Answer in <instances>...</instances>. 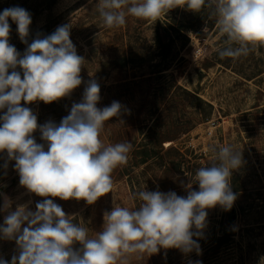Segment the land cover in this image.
<instances>
[{"label": "rangeland", "instance_id": "374dc122", "mask_svg": "<svg viewBox=\"0 0 264 264\" xmlns=\"http://www.w3.org/2000/svg\"><path fill=\"white\" fill-rule=\"evenodd\" d=\"M97 3L0 0V13L19 6L31 14L29 44L38 34L50 35L69 24L70 39L84 57L82 84L70 97L50 104L21 102L37 115L38 124L49 120L59 124L71 105L82 100L87 82L95 79L101 97L97 107L113 101L122 105L119 117L105 121L100 139L105 144L133 146L127 163L112 173L113 193L92 205L74 199L54 198V202L94 236L102 231L103 213L113 207V194L117 203L132 210L141 203L135 194L144 188L186 196L189 185L199 190L194 183L196 170L211 166L209 146L232 145L243 157L231 177L237 199L228 211L220 206L208 210L197 241L200 254L162 248L152 255H133L128 264H264V47L246 57L221 59L218 50L225 46L226 37L207 0L198 12L177 7L154 21L129 15L118 28L103 24ZM9 24V43L23 55L27 45L21 42L17 25L11 19ZM159 33L166 36L162 45ZM33 135L37 143H45L39 131ZM144 148L157 154L144 160ZM14 164L0 153V207L7 200L8 211L18 205L35 211L43 198L20 186ZM5 215L7 211H0V225ZM13 255H18L15 241L0 239V258L11 261Z\"/></svg>", "mask_w": 264, "mask_h": 264}, {"label": "clouds", "instance_id": "9594fccd", "mask_svg": "<svg viewBox=\"0 0 264 264\" xmlns=\"http://www.w3.org/2000/svg\"><path fill=\"white\" fill-rule=\"evenodd\" d=\"M205 4L206 0H98L96 10L107 28H118L129 15L154 21L177 7L198 12ZM207 6L213 8L226 37L218 50L221 59L246 57L264 47V0H207ZM9 19L27 45L23 55L9 43ZM31 24V14L19 6L0 13V153L15 161L20 186L43 199L35 211L27 205L8 211L7 200L0 207L7 211L0 239L14 240L18 249L11 261L0 258V264H128L133 255H152L162 248L199 255L197 241L208 210L220 206L228 211L237 199L231 177L243 164L242 152L232 145H210L211 166L196 170L199 190L189 185L186 196L144 188L135 194L141 203L132 210L117 203L113 194L111 211L103 213L102 231L90 236L89 229L74 222L76 217L65 213L54 198L92 205L113 193L112 173L127 163L133 146L105 144L100 134L105 121L121 115L122 105L113 101L97 107L100 85L90 79L82 100L71 105L59 124H38L37 115L21 102L50 104L70 97L82 84L85 61L70 39L71 25L58 26L50 35L38 34L29 44ZM37 131L45 143L36 142Z\"/></svg>", "mask_w": 264, "mask_h": 264}, {"label": "trees", "instance_id": "16d2710c", "mask_svg": "<svg viewBox=\"0 0 264 264\" xmlns=\"http://www.w3.org/2000/svg\"><path fill=\"white\" fill-rule=\"evenodd\" d=\"M163 38H166V36L164 34H160L159 33L157 35V39L159 40V42L161 43V45L163 44V42H162ZM160 43H159V45H160ZM186 93L189 94V92H186ZM191 96L193 97V99L195 101H197V103L202 102V100L198 96H196V95H191ZM142 153H143V159L144 160L145 159H148L149 157L157 154L156 150H154L153 148H151V149L144 148V150H142Z\"/></svg>", "mask_w": 264, "mask_h": 264}]
</instances>
